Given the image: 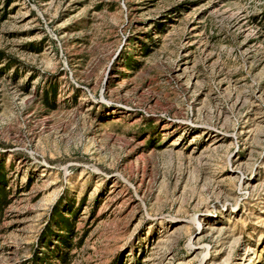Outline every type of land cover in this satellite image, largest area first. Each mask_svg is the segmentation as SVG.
Returning a JSON list of instances; mask_svg holds the SVG:
<instances>
[{"label": "rangeland", "instance_id": "obj_1", "mask_svg": "<svg viewBox=\"0 0 264 264\" xmlns=\"http://www.w3.org/2000/svg\"><path fill=\"white\" fill-rule=\"evenodd\" d=\"M0 264H264V0H0Z\"/></svg>", "mask_w": 264, "mask_h": 264}, {"label": "trees", "instance_id": "obj_2", "mask_svg": "<svg viewBox=\"0 0 264 264\" xmlns=\"http://www.w3.org/2000/svg\"><path fill=\"white\" fill-rule=\"evenodd\" d=\"M4 176L0 173V202H3L6 197V191L4 186Z\"/></svg>", "mask_w": 264, "mask_h": 264}]
</instances>
